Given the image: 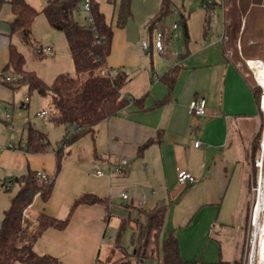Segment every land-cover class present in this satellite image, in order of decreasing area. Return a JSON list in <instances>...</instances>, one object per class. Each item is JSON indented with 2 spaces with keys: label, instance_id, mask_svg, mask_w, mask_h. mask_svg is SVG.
<instances>
[{
  "label": "crops",
  "instance_id": "obj_1",
  "mask_svg": "<svg viewBox=\"0 0 264 264\" xmlns=\"http://www.w3.org/2000/svg\"><path fill=\"white\" fill-rule=\"evenodd\" d=\"M46 1L25 0L39 12L38 16ZM99 1L110 7L109 16L103 7L99 9L112 29L104 67L111 76L119 72L127 75L120 94L128 103L117 115L97 126L94 138L87 134L63 146L58 170L56 152L65 128L50 122L49 118L47 124L46 118L36 116L37 112L46 110L44 101L33 114L39 123L27 120L16 140L11 138L0 144L4 147L0 148L1 190L10 188L11 181L28 171L54 178L49 200L43 203L36 195L24 210L22 233L29 236L37 229L40 213L59 221L68 219L59 228L46 229L33 244L38 256L51 257L54 264L121 260L123 264H162V245L169 233L175 236L183 261L232 263L240 257L244 233L250 146L264 118L260 102L254 97L252 71L240 69L226 50L224 0H201L202 9L197 6L200 0H183L180 7L177 0H171L172 11L154 24L152 20L161 0H131V18L123 27L116 25L119 0L113 4L108 0ZM196 7L204 13L194 19ZM251 14L250 9L243 15L234 36L241 55L252 52L241 45L244 22L249 21ZM13 18L10 5L0 3V79L9 61L10 45L16 47L14 42H21L17 34L10 32ZM250 21H258L256 14ZM174 23L178 28L172 31ZM159 28L176 34V37H166L162 55L153 50L154 33ZM143 43L147 50L142 49ZM39 47H50L51 53L54 52L52 44ZM67 56L71 59L69 51ZM174 67L178 70L169 89L162 78ZM68 69L69 72L58 70L55 77L61 73L75 76ZM197 99L205 102L202 117L189 111V104ZM163 100L167 101L159 104ZM4 123L9 126L5 116ZM15 124L19 126L21 121H14ZM27 124L45 134L48 146L44 153L24 151ZM197 141L198 147L194 145ZM122 159L127 161L124 174L116 176L113 169ZM178 170L188 172L197 181L179 186ZM97 171L102 175L97 176ZM122 192L128 195V201L121 198ZM86 193L103 202L77 206L70 214L73 202ZM11 196L0 208V221ZM142 200L145 206L139 209L137 204ZM159 207H164V217L157 247L152 257L137 263L118 249L120 227L126 222L122 233L129 230L130 246L121 247L126 254H131L133 220L138 211L148 212ZM163 230L165 233L161 235Z\"/></svg>",
  "mask_w": 264,
  "mask_h": 264
},
{
  "label": "trees",
  "instance_id": "obj_2",
  "mask_svg": "<svg viewBox=\"0 0 264 264\" xmlns=\"http://www.w3.org/2000/svg\"><path fill=\"white\" fill-rule=\"evenodd\" d=\"M116 0H108L113 4ZM227 0H224L226 4ZM242 4V0H239ZM10 5L13 13V20L10 23L11 34H17L22 43L32 45V24L39 12L30 6L25 0H0ZM83 0H47L41 13L44 15L49 26L63 33L68 51L71 56L75 76L67 73L57 75L50 87H46L40 76L33 71H26L23 67L24 56L14 46L9 48V61L4 68L16 74L19 78L12 84L11 88L16 89L25 85L29 91H36L39 95H49L53 111L50 114V121L55 125L65 128V134L56 152V170L59 169L63 155V146L70 145L89 134L95 136L97 126L104 120L117 115L124 108L128 101L120 94V89L127 81V75L119 72L114 76L107 74L101 76L97 69L105 65L106 57L110 51L112 29L107 23L104 14L100 11L98 3L91 0L89 17L92 22L88 25H80L76 20ZM131 0H119L116 25L123 27L131 18ZM172 11L171 0H161L158 12L153 17L152 24L161 20ZM227 12V11H226ZM244 13L239 15L238 24L235 23L232 31L231 22L225 20L224 30L226 38L233 37L238 33L241 26V19ZM246 22L241 34L246 29ZM234 24V23H233ZM184 29L185 25L183 24ZM186 31H184V34ZM233 32V34H232ZM234 35V36H233ZM35 49H40L36 47ZM178 67H174L165 75L162 80L170 89L173 83L174 74ZM3 73V78L6 81ZM253 78V77H252ZM254 97L259 102L261 89L254 82ZM167 100L161 101L164 104ZM72 132L70 135L66 131ZM26 140L24 151L26 153H44L48 146L44 133L27 124L24 127ZM257 136V138H256ZM255 146L251 148L250 157L254 158L255 151L260 148V132L256 135ZM253 144V141H252ZM145 146V145H144ZM253 155V156H252ZM36 171H28L26 174L11 181L17 186L16 192L11 196L9 207L3 212L0 221V264H54L55 260L48 256H38L33 251V244L48 228H59L66 224L67 220L59 221L44 213L37 216V229L26 236L22 233V221L24 210L32 203L38 195L43 203L50 198L54 178L41 179ZM6 190H9L7 188ZM103 202V199L86 193L76 199L71 207L72 211L80 205H91ZM69 214V215H70ZM164 217V207L152 211H138L137 218L133 220L134 229L131 244L133 252L126 254V251L118 245V249L126 257H133L137 263L148 257H152L157 247V237L161 230ZM124 222L120 227L119 237L124 230ZM162 264H196V262L183 261L179 254L178 243L175 236L169 233L162 245ZM239 258L232 263L218 261L213 264H237ZM119 262H98L96 264H123Z\"/></svg>",
  "mask_w": 264,
  "mask_h": 264
},
{
  "label": "rangeland",
  "instance_id": "obj_3",
  "mask_svg": "<svg viewBox=\"0 0 264 264\" xmlns=\"http://www.w3.org/2000/svg\"><path fill=\"white\" fill-rule=\"evenodd\" d=\"M191 0H187L190 2ZM206 1V0H204ZM211 1L212 0H208ZM99 7H103V9L107 12V15L110 14V7L107 4L100 3L101 1L97 0ZM183 0H177L176 4L178 7L181 6ZM200 2L197 5L200 9ZM253 5V6H252ZM191 8L193 5L191 4ZM199 8H195L193 11V17L195 19L196 15H203ZM226 13L225 17L228 19V24L231 22L232 31H234V27L238 24L239 15L251 9V15L249 16L246 22V29L241 38L242 48L249 49L251 53L248 55H241L239 51L238 44L235 43L236 40L233 37L227 38L225 42L226 50L228 51V55L230 58L234 60L236 64L240 67V69L249 70L246 61L248 60H261L264 61V0H242V4L239 0H227L225 4ZM218 13V21L219 25L221 24V13L220 10ZM256 14V18L258 21L251 22L250 20ZM244 15V16H245ZM77 22L80 25H88L89 24V13L83 11L81 8L78 14L75 16ZM186 18V17H185ZM187 19V18H186ZM237 24L235 25V21ZM234 23V24H233ZM201 24V23H200ZM198 25L197 30L200 32V26ZM221 32V31H220ZM225 34H228V32ZM233 34V32H232ZM234 36V35H233ZM32 45H25L22 42L16 40L15 45L19 49V51L24 56V69L29 71H35L40 78H42L46 87H50L53 81V78L59 72H69L74 74V69L72 66L71 59L67 56V43L65 37L62 32L51 30L44 16L41 14L36 17L34 24L32 26ZM240 40V39H239ZM238 42V41H237ZM251 44H248L250 43ZM52 44L54 46V52L38 54V50L36 47L46 46ZM237 45V49H236ZM249 45V47H247ZM247 56V57H245ZM251 75H253L251 73ZM4 76H7L10 79V83L6 84L2 79H0V144L4 142H8L11 138L16 140L17 134L21 133V128L23 124L30 120L34 124L39 123L40 121L33 115L36 110L39 109L40 103L44 101L46 110L52 112L53 108L49 101V95H39L36 91H29L25 85H20L16 89H12V84L19 78L16 74H14L11 70H7L4 73ZM253 77V76H252ZM29 98L28 107H23L20 105L23 102L24 98ZM43 97V98H42ZM45 99V100H44ZM5 114H9L14 121H21V124L18 126L15 124L14 128H9L4 123ZM49 121L48 118L45 119V123ZM260 132V148L259 152L253 153L254 158L250 157V152L252 151V146H255L257 134ZM255 135L256 138L253 139V144L250 146L249 152V162H250V173L247 178V201L244 206V224H243V238L241 241V252L240 257L237 264H257L258 259L256 255L255 243H257L259 233H260V218L257 220V224L255 225L252 221V212L258 200V193L260 187L264 185V165H262V159H264V155L261 153V142L262 138H264V122H262L261 129ZM51 142V137H48ZM52 138H54L52 136ZM15 142V141H14ZM4 148V147H0ZM253 156V155H252ZM16 186L13 185L9 188V190H1L0 188V208L6 204L11 195L15 193ZM119 203V202H118ZM121 207V206H120ZM116 209V208H115ZM123 211V207H121ZM1 215V213H0ZM129 230H125L120 235V244L122 247L130 246V234ZM165 233V230L161 232V235ZM254 247V248H253ZM133 250V249H132ZM253 253V254H252ZM236 264V263H235Z\"/></svg>",
  "mask_w": 264,
  "mask_h": 264
},
{
  "label": "built area",
  "instance_id": "obj_4",
  "mask_svg": "<svg viewBox=\"0 0 264 264\" xmlns=\"http://www.w3.org/2000/svg\"><path fill=\"white\" fill-rule=\"evenodd\" d=\"M208 2V0L206 1ZM90 6H91V0H83V3H82V6H81V9L85 12H88L90 11ZM92 22V19L89 17V23ZM178 28V25L176 23H174L172 25V31L176 30ZM176 37V34H172V32L170 33L169 30L167 29H164V28H159L155 31L154 33V39H153V50L155 53L157 54H160L162 55L165 51V39L166 37ZM142 49L143 50H147L148 47L145 43L142 44ZM45 53H51V48L50 47H40V49H38V54H45ZM247 64V63H246ZM97 73L101 76H106L107 75V71L105 69L104 66L102 67H99L97 69ZM253 73V72H252ZM253 79H254V82L256 83L257 86L260 87L261 89V95H260V111H261V114H262V118H264V108H262L261 106V97H262V92H264V90H262V87L259 85V83L257 82L254 74H253ZM6 81H10V79L8 77H6ZM27 102H28V98H25L23 103H22V106L25 107L27 105ZM189 111L190 113H192V115L196 116V117H202L205 115V102L203 99H197V100H193L190 104H189ZM36 116L39 117V118H49L50 117V114L46 111V110H41L39 112L36 113ZM5 120L9 123V128H14V121L13 119L11 118V116L9 114H6L5 115ZM264 120V119H262ZM72 132H70V130L66 131V134L67 135H70ZM262 143H264V138H262V142H261V153L262 155H264V149H262ZM200 144V142H195L194 145L196 147H198ZM127 165V161L125 159H122L119 163L118 166H116L114 169H113V174L116 175V176H122L124 174V168L125 166ZM37 175L41 178V179H46L47 176L45 174H42L40 172L37 173ZM96 175L97 176H100L102 175V172L101 171H97L96 172ZM176 179H177V184L179 186H186V185H190V184H193L197 181V179L192 176L191 174H189L188 172L184 171V170H178L177 171V175H176ZM4 190L7 189V187H3ZM121 198L124 200V201H128L129 200V197L126 193L122 192L120 194ZM144 206H145V202L144 200L140 201L138 204H137V207L139 209H144Z\"/></svg>",
  "mask_w": 264,
  "mask_h": 264
},
{
  "label": "bare ground",
  "instance_id": "obj_5",
  "mask_svg": "<svg viewBox=\"0 0 264 264\" xmlns=\"http://www.w3.org/2000/svg\"><path fill=\"white\" fill-rule=\"evenodd\" d=\"M247 66L253 72L262 90H264V62L260 60H248ZM261 106L264 108V93H262L261 97ZM262 149H264V143H262ZM261 164L264 165V159H262ZM258 218H260V233L257 243H255L258 259L257 264H264V185L260 187L258 200L252 212V221L255 225L257 224Z\"/></svg>",
  "mask_w": 264,
  "mask_h": 264
},
{
  "label": "water",
  "instance_id": "obj_6",
  "mask_svg": "<svg viewBox=\"0 0 264 264\" xmlns=\"http://www.w3.org/2000/svg\"><path fill=\"white\" fill-rule=\"evenodd\" d=\"M262 93H264V92H262Z\"/></svg>",
  "mask_w": 264,
  "mask_h": 264
}]
</instances>
